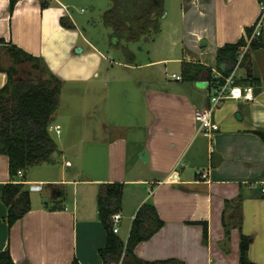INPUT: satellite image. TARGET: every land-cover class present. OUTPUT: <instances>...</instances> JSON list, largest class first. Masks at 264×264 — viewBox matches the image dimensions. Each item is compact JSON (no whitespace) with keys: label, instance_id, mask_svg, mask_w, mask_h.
<instances>
[{"label":"crops","instance_id":"obj_1","mask_svg":"<svg viewBox=\"0 0 264 264\" xmlns=\"http://www.w3.org/2000/svg\"><path fill=\"white\" fill-rule=\"evenodd\" d=\"M48 1L43 9L41 0H19L11 13L10 0H0V41L40 58L63 81L59 108L69 85L83 87L75 115L68 118L83 119L88 110L81 103L90 96L96 121L91 127L74 123L70 130L64 122V130L56 111L49 132L61 152L62 174L42 179L30 177L28 171L18 174L28 189L30 183L45 185L41 191L29 190L31 211L11 228L2 201L10 162L0 154V252L9 249L17 264H71L75 259L80 264H103L99 251L106 246L107 232L99 219L98 195L101 184L121 183L123 207L115 231L124 243L145 202L154 204L164 222L155 235L137 245L138 257L239 264L241 236L246 235L252 238L250 259L264 264V141L257 133L264 130V32L255 39L258 47L249 48L236 69L241 85L252 87L253 99L223 101L212 113L219 130L210 135L199 132L195 119L196 111L210 105V73L226 70L217 62L218 49L246 41L247 29L259 18L260 0H178L172 18L166 12L161 21L157 38L161 44L151 52L154 58L140 62L128 48L123 51L130 58L111 68L81 33L68 5ZM185 62L211 72L188 79ZM170 63L179 64L171 74ZM158 65L166 66L163 76L148 72ZM0 66L6 68L2 58ZM248 69L257 81L246 80ZM7 81L8 75L0 72V89ZM57 140H98L104 164L93 165V175L81 177L74 161L78 158L66 157V147ZM92 151L94 157L98 150ZM66 168L78 172L69 177ZM35 193L40 194L37 199ZM238 199L241 228L233 226V206L226 204ZM225 215L231 225L229 239Z\"/></svg>","mask_w":264,"mask_h":264},{"label":"trees","instance_id":"obj_2","mask_svg":"<svg viewBox=\"0 0 264 264\" xmlns=\"http://www.w3.org/2000/svg\"><path fill=\"white\" fill-rule=\"evenodd\" d=\"M42 8L49 6L48 0H41ZM109 7L104 14L106 27L112 30L110 46L114 49L128 51V44L155 42L161 34V21L165 16L164 0H107ZM264 0H260L263 2ZM19 0H10V11L13 13ZM63 26H67L63 22ZM253 28L247 29V35L252 34ZM246 44L241 39L236 44H226L218 49L217 62L225 64L223 76L229 75L238 64L239 51ZM258 47L254 40L252 49ZM13 59L16 66L3 68L0 72L8 75L7 83L0 89V154L9 158L10 181L2 190V201L8 208V225L11 228L31 211V194L28 186L18 180L20 171L27 172L31 167L46 163H55V154L60 155L56 141L52 138L49 127L59 108L63 81L53 74L43 64L40 58L33 56L15 45H5L0 41L1 51ZM245 58V57H244ZM246 59V58H245ZM244 60V59H243ZM242 61L240 64H242ZM31 67L29 77L22 75L20 67ZM186 78L194 79L204 71L205 67L183 63ZM195 69L196 73H192ZM205 69V70H204ZM246 80H256L251 69H248ZM211 86L217 80L209 76ZM257 81V80H256ZM264 141V130L257 132ZM125 185L121 183L101 184L98 195V214L107 232L106 246L99 253L103 264H185L171 258L166 260L148 261L138 257L135 249L139 243L149 240L164 225L154 204L145 202L138 210L133 221L130 236L124 243L115 231L113 216L123 207ZM227 207L232 204L233 226L242 225V199L227 201ZM227 239L230 237L231 225L226 222ZM204 237L208 238V226L204 225ZM252 243L250 236L242 235L240 242V263L256 264L249 257ZM0 264H17L10 250L0 252ZM71 264H80L75 259Z\"/></svg>","mask_w":264,"mask_h":264},{"label":"rangeland","instance_id":"obj_3","mask_svg":"<svg viewBox=\"0 0 264 264\" xmlns=\"http://www.w3.org/2000/svg\"><path fill=\"white\" fill-rule=\"evenodd\" d=\"M66 5H68L70 13L77 23L79 30L84 35V37L94 45L97 51H99L105 58H107L105 64L109 68H111L115 63L127 61L130 57L127 56L123 50L121 49H114L110 46L111 40V33L112 30L106 27L104 23V14L109 7V2L107 0H62ZM164 8L165 14L166 12H170L171 15L169 19L172 18V11L179 9V1L178 0H164ZM84 44V43H83ZM161 44V39H157L155 42H143V43H130L128 44V48L138 57V61L144 62L149 61L152 57L154 58L155 54H152L155 51V47ZM152 52V53H151ZM2 58V66L8 68L12 66H16L13 62V59L10 57L9 54L3 52L1 54ZM177 63H170L167 65L168 73L171 74L173 71H176L179 66ZM117 67V66H116ZM166 66L158 65L157 67L150 68L154 74L158 76H163L162 71ZM22 70V75L24 77H29L32 72L31 67L29 65L20 67ZM106 72V71H105ZM35 77L34 74L31 75ZM92 85H89V87ZM111 85H109L110 88ZM83 87L71 84L66 88L65 96L63 98V103L60 106L58 111L59 119L56 121L60 122L61 129L64 128V122L69 123L67 128L70 130L71 127H76V124H81L82 122H87L88 126L91 127L93 121H96L93 117V110L90 105L91 97H86L85 102L81 103L85 104V115L83 119H74L71 121L69 116L75 115V106L76 103H80V100L77 98L78 90L82 89ZM108 88V87H107ZM72 106V108H70ZM57 113V112H56ZM55 113V115H56ZM83 114V113H82ZM64 118V119H62ZM55 119L56 116H55ZM71 121V122H70ZM63 122V123H62ZM95 123V122H94ZM74 124V125H72ZM84 125V124H83ZM56 136V135H55ZM66 147V157L74 160L82 170L81 177H87L93 175V165L99 164V166L104 164V150L103 147L97 144L98 140H57ZM96 148L98 150L94 157H92L91 153L92 150ZM54 158L56 159L55 163H46L39 166L31 167L28 170V174L30 177L35 179L39 178H58L62 174V166L63 163L61 161V156L55 154ZM93 159H95L93 161ZM67 176L75 175L76 169L66 168ZM78 172V171H77ZM75 173V174H74ZM48 185L45 186V190H47ZM40 194L35 193L34 196L37 199ZM45 201V200H40ZM47 201V199H46ZM68 203V202H67Z\"/></svg>","mask_w":264,"mask_h":264},{"label":"built area","instance_id":"obj_4","mask_svg":"<svg viewBox=\"0 0 264 264\" xmlns=\"http://www.w3.org/2000/svg\"><path fill=\"white\" fill-rule=\"evenodd\" d=\"M264 32V1L260 2V14L257 22L253 26V31L250 36L246 37V44L241 47L239 51L238 64L236 68L227 76H223L222 74H217L214 76L215 79L220 80L223 79L222 82L215 81L211 86V92L209 93L210 105L202 110H198L195 113V119L198 125L199 132H202L206 135L212 134L214 131L219 130V125L213 121L212 113L215 109H217L223 101L229 99H245L251 100L253 99V89L250 86L241 85V81L236 74V69L243 61L246 56L252 42L260 37ZM174 77L177 80L181 79V76ZM53 128V127H51ZM55 130L59 133V129L54 127ZM19 175H22V171L19 172ZM206 177V175H204ZM43 183H30L29 190L30 191H41L44 188ZM264 191V188H263ZM121 219V215L119 213L113 216L114 224L117 225L119 220ZM116 230V229H115Z\"/></svg>","mask_w":264,"mask_h":264},{"label":"water","instance_id":"obj_5","mask_svg":"<svg viewBox=\"0 0 264 264\" xmlns=\"http://www.w3.org/2000/svg\"><path fill=\"white\" fill-rule=\"evenodd\" d=\"M81 51H82L81 49H77V50H76V52H78V53L81 52Z\"/></svg>","mask_w":264,"mask_h":264}]
</instances>
